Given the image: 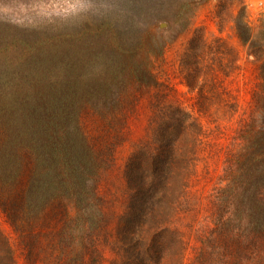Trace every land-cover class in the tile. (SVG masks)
<instances>
[{"label": "trees", "instance_id": "obj_1", "mask_svg": "<svg viewBox=\"0 0 264 264\" xmlns=\"http://www.w3.org/2000/svg\"><path fill=\"white\" fill-rule=\"evenodd\" d=\"M189 1L183 0L182 6ZM149 7L144 11L150 12ZM0 25L6 31L17 29L6 22ZM258 27L255 32L245 19L236 25L239 39L259 63L260 83L254 93L255 108L241 134L243 148L227 158V185L213 195L225 213L217 217L218 229L229 233L236 246L247 247L264 240V17ZM19 31L21 34L8 32L13 36L8 39L9 46L7 40L2 43L6 36L0 31V52L5 49L7 53L0 62L29 60L27 80L15 91L0 93V210L21 240L48 235L50 244L45 251L57 263L99 264L95 231L103 227L104 219L96 183L122 144L125 121L113 113L114 108L118 111L123 106L133 81H139L136 76L125 78L132 75L128 65L118 68L112 61L79 73V59L67 40L32 45L25 39L27 31ZM96 32L100 48H105L102 52L109 48L125 54L118 49L114 24L101 21ZM18 51L19 56L15 54ZM8 70L6 66L0 69L2 82ZM117 89L121 90L116 103L107 104ZM15 96L23 100L10 101ZM98 118L113 126L94 143L87 139L84 127L87 121ZM200 134L198 124L179 111L156 135L162 157L139 151L128 162L125 174L131 200L118 230L121 264H182L184 244L170 223L192 176ZM26 246L29 256L37 252L29 243ZM0 264H16L10 242L1 230Z\"/></svg>", "mask_w": 264, "mask_h": 264}, {"label": "rangeland", "instance_id": "obj_2", "mask_svg": "<svg viewBox=\"0 0 264 264\" xmlns=\"http://www.w3.org/2000/svg\"><path fill=\"white\" fill-rule=\"evenodd\" d=\"M127 1L0 0V22L17 26L6 31L0 25L6 36L4 45L7 40L9 46L8 39L13 38L8 32L21 34L19 30L27 31L25 39L32 45L67 40L79 59V73L112 61L118 68L128 65L132 75L125 78L136 76L139 81H133L123 106L118 111L114 108L113 113L125 121L122 144L96 183L104 219L103 227L94 230L99 264H121L118 230L131 200L125 174L128 162L139 151L162 157L156 135L179 111L201 129L192 176L170 223L184 244L182 264H264V240L236 246L229 233L218 229L217 217L225 213L213 198L215 191L227 185V158L243 148L241 134L255 108L254 93L260 83L259 63L239 39L236 25L245 19L256 32L264 17V0H190L186 7L183 0H131L128 5ZM147 7L150 12L144 11ZM107 13L108 17H102ZM101 21L116 26L118 49L125 54L109 48L101 51L105 48H100L95 35ZM24 51L30 50L24 47ZM4 52L0 57L5 60ZM15 54L19 56L21 51ZM17 61L0 62V69L9 68L3 82L0 78V93L15 91L27 80L28 58ZM111 73L114 76L112 69ZM120 90L111 94L107 104L116 103ZM12 100L16 103L23 98ZM86 124V137L94 143L113 126L99 118ZM0 230L10 242L16 264H65L45 251L50 244L48 235L21 240L1 210ZM27 243L37 250L32 256L27 253Z\"/></svg>", "mask_w": 264, "mask_h": 264}]
</instances>
